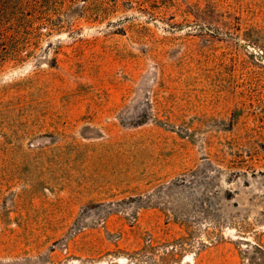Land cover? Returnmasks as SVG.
<instances>
[{
    "label": "rangeland",
    "instance_id": "obj_1",
    "mask_svg": "<svg viewBox=\"0 0 264 264\" xmlns=\"http://www.w3.org/2000/svg\"><path fill=\"white\" fill-rule=\"evenodd\" d=\"M0 264H264V0H0Z\"/></svg>",
    "mask_w": 264,
    "mask_h": 264
}]
</instances>
